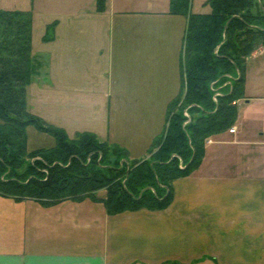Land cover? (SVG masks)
Returning <instances> with one entry per match:
<instances>
[{
    "label": "crops",
    "instance_id": "obj_1",
    "mask_svg": "<svg viewBox=\"0 0 264 264\" xmlns=\"http://www.w3.org/2000/svg\"><path fill=\"white\" fill-rule=\"evenodd\" d=\"M205 1L192 11L209 12ZM74 7L65 20L56 19L54 38L41 40L44 47H52L48 63L41 59L45 82L69 88L91 81L90 87H96L92 91H105L86 101L103 109L94 110L99 122L84 131L141 158L162 132L167 105L181 88L187 17L171 13L170 0H106L103 11L97 10L96 0ZM62 27L69 38L74 36L70 45L78 59L59 57ZM125 51L131 55L126 57ZM131 51L141 57L135 65L131 60L136 53ZM118 53L124 73L117 70V59L111 68ZM85 57L94 64L89 66ZM133 66L140 70L133 79L143 80V96L149 93L147 101L165 108L164 121L137 150L130 135L118 136L113 125L114 108L125 103L123 82L131 78ZM245 95L237 101L235 131L207 139L202 163L190 175L173 180V200L164 209L109 214L105 189L96 192L98 199L88 196L49 206L0 194V264H264V46L247 59Z\"/></svg>",
    "mask_w": 264,
    "mask_h": 264
},
{
    "label": "trees",
    "instance_id": "obj_2",
    "mask_svg": "<svg viewBox=\"0 0 264 264\" xmlns=\"http://www.w3.org/2000/svg\"><path fill=\"white\" fill-rule=\"evenodd\" d=\"M206 4L209 12H193L191 0H170V12L187 17L181 88L167 105L162 132L150 145L149 151L156 148L154 156L145 160L130 158L128 149L101 141L90 131L71 138L65 129L29 111L33 13L0 8V194L49 206L67 199H98L96 192L105 189L109 214L168 207L173 180L197 169L207 139L234 125L237 101L246 97L247 59L264 44V0ZM96 6L103 11L106 0H96ZM52 39L45 35V41ZM30 125L52 135L55 145L28 153ZM27 155L33 160L21 169Z\"/></svg>",
    "mask_w": 264,
    "mask_h": 264
},
{
    "label": "rangeland",
    "instance_id": "obj_3",
    "mask_svg": "<svg viewBox=\"0 0 264 264\" xmlns=\"http://www.w3.org/2000/svg\"><path fill=\"white\" fill-rule=\"evenodd\" d=\"M204 1V0H203ZM202 0H191V7L199 8L203 4ZM208 0L204 2V5L207 6L208 11L211 10L209 4H206ZM29 0H0V8L2 9H23V10H31L33 13V39H32V58L35 64L34 73L32 75L31 83L27 87V105L30 112L37 114L43 117L47 122L53 124L55 126L61 127L65 129L68 133L69 137L75 138L79 135L80 132H84V129L89 127L90 124L97 125L99 120L96 118L98 111L94 114V110H100L103 108H93L86 102L91 95L100 94L102 95L105 91L95 92L92 91L96 87H90L92 82L90 81L88 84L75 86V87H66L60 86L59 88H54L47 84L45 81H48V77L46 75V68L43 67L41 59L45 64L48 63L50 59V54L52 47H44L45 35L46 36H55V29L51 30L53 22H57V18L66 19L67 13H69V9H72V6L76 8L80 5H90L94 4L95 0H33V3H29ZM30 7V8H29ZM73 8V9H74ZM204 12V11H203ZM47 22H49L47 24ZM46 25V26H45ZM64 37L62 47H58V52L60 56L66 55H75L74 48L72 47V43L74 36L69 38L66 28L62 27ZM51 30V31H50ZM42 38V39H41ZM69 38V39H68ZM42 40V41H41ZM264 44H260L256 47L254 51H258L260 47L262 48ZM253 51V52H254ZM132 52V51H131ZM138 52L142 55V50H138ZM126 57L130 56L131 53L125 51ZM136 52H132L135 54ZM136 53L133 60H131V64L135 65V60L137 56L140 57V54ZM120 53L116 54L115 59L111 61V68L114 62L118 60L117 70L121 69L123 73L125 70L122 66H119L121 62ZM66 58V57H65ZM135 58V59H134ZM78 59V57H77ZM117 59V60H116ZM140 61V59H137ZM77 61V60H76ZM75 61V62H76ZM85 62L90 66L94 64V60H91L88 57H85ZM83 62L81 64V68L77 66L80 70L86 63ZM106 67L110 68V60H105ZM67 62H65L64 66L66 67ZM74 65V64H73ZM93 67V66H92ZM126 68V66H124ZM61 67H59L60 69ZM135 66L130 70L133 74L130 76L131 78L124 79L121 99L124 97L125 103L118 104L117 107L114 108L115 114L114 121V129L118 136L123 134L127 139L128 136L135 143L136 150L143 146L149 138L154 135L156 130L158 129V125L160 121H164V106H155L153 102L150 103L148 100V96L144 97L147 93H142L140 91L141 82L143 80H134V75L139 76L140 70L134 69ZM140 69H142L140 67ZM115 71V69H114ZM105 72V71H104ZM103 72V73H104ZM136 72V73H134ZM102 73V72H100ZM102 73V74H103ZM65 73L63 72V75ZM102 74H97V76H102ZM59 76H61L59 72ZM67 78V77H65ZM41 81V82H40ZM145 82V81H144ZM101 83H104L102 80ZM136 83V84H135ZM68 85V84H66ZM213 85V88H218L216 85ZM121 89L122 85H121ZM140 91V92H137ZM138 100V101H136ZM244 100V99H243ZM130 103V104H127ZM243 103V101L241 102ZM242 105V104H241ZM109 107L107 106L105 109L107 110ZM109 110H107L108 112ZM186 116H189L187 110L185 111ZM234 128V127H231ZM82 130L76 133L75 130ZM87 131V130H86ZM91 132V131H90ZM99 138V137H98ZM100 139V138H99ZM119 139L123 142V139L119 137ZM108 143L112 144L114 142ZM55 138L45 132L38 130L35 126L30 125L27 128V152L30 153L38 148H47L55 145ZM117 144V143H114ZM150 147L148 148L149 151ZM151 151V150H150ZM144 154L141 160L150 159L154 156V152L156 148H152L151 152ZM130 158H132L129 155ZM33 158L30 156H26L25 163L21 166V169H24L30 162H32Z\"/></svg>",
    "mask_w": 264,
    "mask_h": 264
},
{
    "label": "built area",
    "instance_id": "obj_4",
    "mask_svg": "<svg viewBox=\"0 0 264 264\" xmlns=\"http://www.w3.org/2000/svg\"><path fill=\"white\" fill-rule=\"evenodd\" d=\"M217 93L219 94V91ZM229 131L234 132L235 128H230Z\"/></svg>",
    "mask_w": 264,
    "mask_h": 264
}]
</instances>
